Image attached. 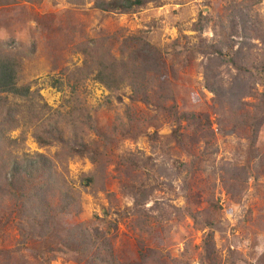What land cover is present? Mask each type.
Returning <instances> with one entry per match:
<instances>
[{"label":"rangeland","instance_id":"obj_1","mask_svg":"<svg viewBox=\"0 0 264 264\" xmlns=\"http://www.w3.org/2000/svg\"><path fill=\"white\" fill-rule=\"evenodd\" d=\"M143 1L0 0V59L46 106L37 132L22 119L0 145V264H264V0ZM98 40L119 59L152 50L148 104L93 79ZM172 105L196 118L177 126ZM22 153L51 163L26 188L39 206L5 187Z\"/></svg>","mask_w":264,"mask_h":264},{"label":"trees","instance_id":"obj_2","mask_svg":"<svg viewBox=\"0 0 264 264\" xmlns=\"http://www.w3.org/2000/svg\"><path fill=\"white\" fill-rule=\"evenodd\" d=\"M135 3L137 5H143L147 3V1L135 0ZM93 5L95 8L102 12H107L110 10L118 11L123 9L124 7L121 0H93ZM201 30L202 26L200 22L194 24V31L199 32ZM90 49L95 53L96 56L92 58L89 65H87V68H91L89 71L93 75V79L96 82H98L106 90H108L110 95L117 94L120 91L128 88L130 90V94L128 95V97L131 101L136 100L143 104H148L150 96L147 95V85L144 84L143 78L145 77V70H147L146 73H150L149 69L153 66L152 61L155 54L152 55V50L150 48L145 49L146 55L140 54L138 52L141 59H143L142 61H140L139 58L134 55V52L129 53V55L125 57V59L116 58L108 51L101 53L100 40L95 42L93 47ZM142 56H144V58ZM230 63L234 66L235 69L239 70L240 72L245 69L242 66L243 64L237 62L236 60H231ZM136 67H138L137 71L135 70ZM17 69L18 64L14 61L13 58L5 57V59H0V145H5L7 143V145L11 147L17 144L18 139H12L11 137H8L7 133H10L14 129H17L18 124L19 126L22 125L23 127H25L27 124H23L21 122L22 119H34L30 120V123L34 125L33 127L37 132V130L39 129V125L36 126V124L42 118V110L46 109V106L44 104H39L38 99L40 98V96L36 91H31L29 87L21 86L18 84ZM151 75L155 76L154 71L151 72ZM166 98L169 100L173 99L171 96H167ZM219 105L221 106V104ZM34 109H38V111L34 113ZM168 112L171 113L173 121L177 123V126L180 125L181 121H187L190 118H196L192 115H188L187 113L179 114L176 107L173 105L170 107V109L168 108ZM248 117L249 116H247V118ZM61 122L62 121L58 113L53 115V124L56 130H58L57 127L61 125ZM5 126L7 127L5 130L1 129ZM36 132H34V134ZM44 133V135L47 134L49 137H53L54 135V132ZM55 133L58 134V136H61V133ZM35 135L38 142H41L43 144L46 143L44 138H41L40 135H38L37 133ZM174 135L177 142H181V138L176 132L174 133ZM88 157L90 158V156ZM50 168V160H48V158L44 155H28L26 153H22L20 157L11 160V164L8 170L5 171L8 177L6 181H9L6 182L7 184L5 185V187L8 190L11 189L12 191H16L17 189L16 194L18 195L19 193L18 198H20L23 202L25 201L28 207L39 206L42 204L41 199L43 198L41 189H39L40 192L36 194L27 191L26 188L30 186L32 182H38L40 179L42 180L44 178H48L50 176ZM42 186L44 185H39V187ZM57 189H59V187H57L55 190ZM58 192H60L61 197L64 199L63 201H73L74 203L77 202V198L74 197L71 189L68 188L64 193L61 189H59ZM37 197L41 199H38ZM23 210L26 211L27 209ZM25 215L29 216L26 213ZM25 215H23V222L27 224V227H30V225H33V223L37 222V224L42 223L46 231L50 228L48 220H29ZM37 227L39 226L37 225ZM82 235L83 242L77 245L80 248L76 249L75 252L78 255H81L83 258H86L87 253L92 251L95 246L93 244L84 242L87 239L84 234ZM205 251L208 252V247L206 245Z\"/></svg>","mask_w":264,"mask_h":264}]
</instances>
